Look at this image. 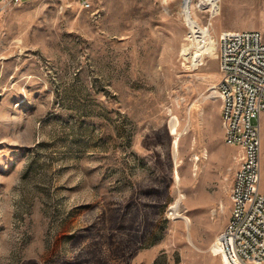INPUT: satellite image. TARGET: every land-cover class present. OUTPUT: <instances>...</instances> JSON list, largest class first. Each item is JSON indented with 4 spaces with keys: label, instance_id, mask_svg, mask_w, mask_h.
Wrapping results in <instances>:
<instances>
[{
    "label": "rangeland",
    "instance_id": "rangeland-1",
    "mask_svg": "<svg viewBox=\"0 0 264 264\" xmlns=\"http://www.w3.org/2000/svg\"><path fill=\"white\" fill-rule=\"evenodd\" d=\"M86 1L0 11V264H232L213 246L239 156L212 94L216 30L264 19L228 21L223 0Z\"/></svg>",
    "mask_w": 264,
    "mask_h": 264
},
{
    "label": "built area",
    "instance_id": "built-area-1",
    "mask_svg": "<svg viewBox=\"0 0 264 264\" xmlns=\"http://www.w3.org/2000/svg\"><path fill=\"white\" fill-rule=\"evenodd\" d=\"M21 0H0L17 5ZM82 5L89 2L82 0ZM218 81L223 142L240 150L233 173L227 221L213 246L232 264H264V192L260 178V114L264 113V33L221 31L217 38ZM204 54L197 60L203 65Z\"/></svg>",
    "mask_w": 264,
    "mask_h": 264
},
{
    "label": "crops",
    "instance_id": "crops-1",
    "mask_svg": "<svg viewBox=\"0 0 264 264\" xmlns=\"http://www.w3.org/2000/svg\"><path fill=\"white\" fill-rule=\"evenodd\" d=\"M30 0H21L22 2H27ZM223 2L229 6V14L230 18L228 21H230L231 17L236 15L237 19H264V11H258L257 6L264 7V0H223ZM222 0L219 1L220 8H222L223 3ZM259 30L262 33H264V24L260 25H252L250 27H247L245 29H242L240 27L236 26H223V27H217V32L221 31H238V30ZM235 148V147H233ZM236 152L240 154V150L236 148ZM261 179V172H260V178H259V190L261 192H264V183L260 184Z\"/></svg>",
    "mask_w": 264,
    "mask_h": 264
},
{
    "label": "bare ground",
    "instance_id": "bare-ground-1",
    "mask_svg": "<svg viewBox=\"0 0 264 264\" xmlns=\"http://www.w3.org/2000/svg\"><path fill=\"white\" fill-rule=\"evenodd\" d=\"M186 4V3H185ZM186 12H188V13H190L189 11H188V9H186ZM215 92L214 91H212V94H214ZM177 124H178V121L176 120V119H171V122H170V128H171V131H172V133H174V134H176L177 132H176V126H177ZM177 141H178V135L176 134L175 135V139H174V146H173V148H174V150H175V152H176V149H177ZM205 155V154H204ZM175 180H179V176H178V174L177 173H175ZM220 207H222V204L220 203ZM173 213H174V215H176V216H179L180 214H179V212H178V204H177V202L175 203V205L173 206ZM180 217H182V218H184L185 219V221L187 222V223H190V219L189 218H187L186 216H182V215H180Z\"/></svg>",
    "mask_w": 264,
    "mask_h": 264
},
{
    "label": "water",
    "instance_id": "water-1",
    "mask_svg": "<svg viewBox=\"0 0 264 264\" xmlns=\"http://www.w3.org/2000/svg\"><path fill=\"white\" fill-rule=\"evenodd\" d=\"M209 97L211 98V97H214V96L213 95H210Z\"/></svg>",
    "mask_w": 264,
    "mask_h": 264
}]
</instances>
